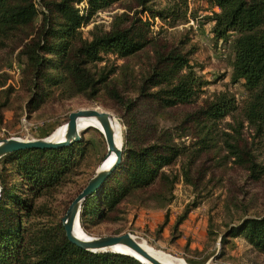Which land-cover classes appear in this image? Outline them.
<instances>
[{
    "label": "trees",
    "instance_id": "trees-1",
    "mask_svg": "<svg viewBox=\"0 0 264 264\" xmlns=\"http://www.w3.org/2000/svg\"><path fill=\"white\" fill-rule=\"evenodd\" d=\"M86 1L89 18L124 0ZM132 1L135 6L115 17L108 31L94 30L90 40H83L79 29L84 18L74 7V0H40L43 12H39L34 0H0V48L30 27L39 14L42 16L36 36L24 44L21 52L32 72L35 91L32 108L44 100L45 87L87 94L93 99L113 71L92 73L90 65L100 62L105 54L126 59L150 46L154 47L153 62L136 89V101L147 103L156 117L196 104L207 82L197 75L188 53L180 45L155 46L149 22L140 16L148 13L151 19L170 27L187 23L188 0ZM157 1L167 6L154 11L150 5ZM206 2L213 10L207 18L212 24L213 39L216 43L229 44L232 51L230 80L242 83L246 99L238 108L233 96L227 92L217 93L201 107H194L185 114L178 126L162 129L153 125L138 132L130 130L125 137L121 163L81 207L79 225L84 232L102 221L116 219L114 214L120 204L131 195L147 194L158 207H166L173 199V188L178 181V175L166 169L179 159L183 181L196 189L201 176L192 177L195 159L211 147L205 137L214 125L236 111L241 117L239 127L228 124V130L238 136L239 128L246 124L264 150V0ZM136 101L130 103L131 108L137 106ZM191 129L199 134L206 129V134L198 136L191 145L178 143L177 139L189 136ZM222 136L230 157L257 179L264 168L256 164L250 148L231 143L234 136L229 132H223ZM80 145L78 142L58 149L21 150L0 159V264H142L126 255L91 253L78 248L66 239L60 222L28 224L34 212L32 199L61 181ZM79 151L80 155L83 150ZM183 158L185 160H181ZM188 213L186 209L178 216L173 233L178 231ZM234 237H242L264 254V216L239 219L236 226L221 237L220 243Z\"/></svg>",
    "mask_w": 264,
    "mask_h": 264
},
{
    "label": "rangeland",
    "instance_id": "rangeland-1",
    "mask_svg": "<svg viewBox=\"0 0 264 264\" xmlns=\"http://www.w3.org/2000/svg\"><path fill=\"white\" fill-rule=\"evenodd\" d=\"M39 1L34 0L39 12H43ZM73 3L84 18L79 29L83 40H90L94 30L108 31L115 17L128 13L126 9L135 6L134 1L124 0L87 18V1L74 0ZM150 6L159 11L167 4L157 1ZM212 11L206 0H188V22L174 27L151 19L148 13L140 14L150 24L155 46L180 45L188 53L190 65L197 75L207 82L199 92L196 104L169 110L158 117L147 103L136 101V89L153 62L152 46L126 59L105 54L100 62L90 65L92 73L113 71L93 99H89L87 94L45 87L42 92L44 100L32 108L35 94L32 72L21 52L24 44L39 30L42 18L39 14L30 27L0 48V85H3L0 87V105L5 104L0 108V140L49 139L58 129L65 127L70 113L97 109L111 114L116 120L123 150L130 130L138 132L153 125L162 129L178 126L185 114L192 112L194 107H201L214 94L227 92L240 108L247 93L241 82L232 83L230 80L232 51L229 44L214 41L212 24L207 19ZM6 99L8 101L4 103ZM134 101L137 106L131 108L130 103ZM240 122L241 117L236 111L214 125L205 137L211 147L195 159L192 177L201 176L196 189L183 181L179 159L166 169L178 175L173 199L166 207H158L147 194L131 195L120 204L119 211L114 214L116 219L102 221L87 232L80 230L87 238L129 233L135 241L145 242L155 251L186 264H264V254L257 252L242 237L227 238L226 243H220L221 237L230 227L236 226L239 219L264 216V169L257 179L252 178L236 164L223 145L225 138L222 133L229 132L234 136L230 142L250 148L256 164L264 168V150L247 125L239 128L238 136L228 130V124L239 127ZM205 132L206 129L199 134L191 129L189 136L177 139V142L191 145L198 136L204 137ZM80 137L81 145L72 157L68 172L48 192L32 199L34 212L28 224L61 223L69 204L103 160L107 151L104 136L97 129L87 128L80 132ZM80 149L83 151L79 155ZM186 209L189 210L186 220L173 233L176 219Z\"/></svg>",
    "mask_w": 264,
    "mask_h": 264
},
{
    "label": "water",
    "instance_id": "water-1",
    "mask_svg": "<svg viewBox=\"0 0 264 264\" xmlns=\"http://www.w3.org/2000/svg\"><path fill=\"white\" fill-rule=\"evenodd\" d=\"M80 119H95L99 123L101 127L100 133L104 136L107 151L103 160L87 182L86 186L72 200L61 219V225L64 230L66 239L73 245L87 252H110L132 257L142 264H163L150 254H148L145 250H143L134 240V237L129 233H125L119 236H108L100 238H78L74 234L75 228H80L79 215L82 205L89 196L96 193L103 186L106 179L118 167L122 160V144H120L119 146L116 145L113 130V122L115 121V119L111 114L97 109L78 110L76 112L70 113L68 116V121L65 124L64 138L59 141H51L48 139L26 141L19 139H2L0 140V159L16 151L30 149H58L71 146L74 143H78L81 139L80 133L78 132V121ZM87 128L96 129L93 126H88L85 129ZM112 155L114 156L113 160L108 165H105L107 160ZM118 248H126L127 250H129V252L132 253V255L122 251H118Z\"/></svg>",
    "mask_w": 264,
    "mask_h": 264
},
{
    "label": "bare ground",
    "instance_id": "bare-ground-1",
    "mask_svg": "<svg viewBox=\"0 0 264 264\" xmlns=\"http://www.w3.org/2000/svg\"><path fill=\"white\" fill-rule=\"evenodd\" d=\"M88 126H93L99 132H101V127L95 119H80L78 121V132L80 133L81 131H83ZM113 130H114V135H115L114 138H115L116 145L119 146L121 144V134L119 133V128H118L116 120L113 122ZM64 132H65V127L63 126L61 129H58L48 140H51V141L62 140L64 138ZM113 157L114 156L112 155L107 160L106 165H108L113 160ZM74 234L78 238H87L83 234V232L80 230V228H75ZM137 244L143 250H145L148 254H150L151 256H153L154 258H156L157 260H159L163 264H186L179 259H174L173 257H171L169 255L155 251L153 248L149 247L147 245V243H145V242H137ZM118 251H122V252H125L127 254L132 255V253L129 252V250H127L126 248H118Z\"/></svg>",
    "mask_w": 264,
    "mask_h": 264
}]
</instances>
